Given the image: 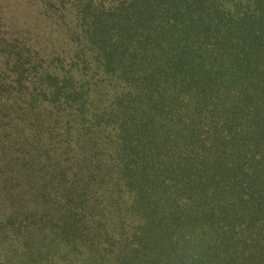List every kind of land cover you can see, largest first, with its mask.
<instances>
[{"label": "rangeland", "instance_id": "1", "mask_svg": "<svg viewBox=\"0 0 264 264\" xmlns=\"http://www.w3.org/2000/svg\"><path fill=\"white\" fill-rule=\"evenodd\" d=\"M172 18L188 40L176 35L169 42L160 33ZM168 43L170 51L161 52ZM180 43L188 53L168 75L165 60ZM223 49L233 63L238 58L237 69L226 68L231 59ZM195 61L225 83L192 72ZM229 106L240 107L235 119ZM189 115L209 139L234 136L229 148L243 146L231 156L235 167L242 165L260 192L239 207L247 213L240 225L221 223L227 235L235 233L228 256L237 264L240 232L264 245V0H0V264L39 262L22 250L24 231L36 220L29 210L52 201L60 210L86 208L75 240L90 227L107 230L105 252L140 248L145 210L126 169L143 154L138 130ZM154 138L157 161L171 166L164 137ZM174 178L156 184L154 194ZM229 200L241 202L237 195ZM64 248L41 264H80ZM253 250L252 263L260 264L264 252Z\"/></svg>", "mask_w": 264, "mask_h": 264}, {"label": "trees", "instance_id": "2", "mask_svg": "<svg viewBox=\"0 0 264 264\" xmlns=\"http://www.w3.org/2000/svg\"><path fill=\"white\" fill-rule=\"evenodd\" d=\"M176 5L178 9L181 8L180 4ZM160 33H163L167 41L174 39L176 35L179 37L177 40L184 38L180 41L189 38L186 27H182L175 18L166 21ZM170 49L168 43V48L161 49V52L168 53ZM223 52L230 54L224 49ZM187 53V45H181V43L175 47L174 51H171L168 60H165L168 63L166 67L169 71L168 75L174 74L172 68L180 66L183 55ZM234 56L233 54L232 57ZM230 59L231 64L226 68L237 69L238 66L235 63L238 64V58H234L235 63L231 56ZM239 59L242 60L241 56ZM203 64L201 61L199 64L195 61L189 69L192 72L194 70L198 72V75L205 80L212 78L213 84L225 83L221 74H212L210 70L205 71ZM211 93L209 89L205 92V94ZM200 102H203L202 99ZM213 108L219 111L218 108ZM225 111L235 119L240 112V107L229 106ZM197 119L199 118L189 115L186 121L162 120L166 123L162 122L158 125L157 121L155 130L154 125L151 128L138 130L137 135L143 140L140 141L143 154L136 153L135 160L126 165V169L135 177V180L129 182L131 190L134 191L135 203L140 204L145 210L142 224L144 241L138 244L140 248H131L127 253H120L122 255L105 252L102 244L106 245L107 235H109L107 230H95L90 227L87 229V234L82 232L75 240L74 232L84 230L78 224H82L80 215H88L86 208L66 207L65 210H60L58 202L52 201L43 211L29 210L36 220L31 222L24 231L25 242L22 249L24 253L29 257L39 258V262L35 260L36 264H41L44 258H48L53 250H58L56 248L62 245L74 257L73 260H80V264H233L231 260L234 262L235 260L228 254L235 233L232 236L227 235L221 223L233 228L240 225V221L247 213L239 207H247V204L254 202L252 198L254 200L256 197L260 198V192L248 183L252 176L246 174L242 176L244 168L242 165L236 168L231 158L232 155H239L243 146L229 148L233 145L231 138L234 137L230 134L227 137L214 133L209 139L210 135L204 136V128L200 123L194 124ZM188 120L194 122H187ZM152 121L154 119L150 120ZM167 122H170L171 126ZM215 131L220 132L216 128ZM186 133L187 136L184 138ZM154 134L164 137L161 141L170 149L171 166L159 163L162 154L158 155L154 151ZM166 137L167 142H165ZM186 138L190 141L182 142ZM227 150L230 151L229 155ZM262 161L263 159L261 163ZM130 167H134L132 172ZM169 168H171V175H164ZM230 169L233 170L234 175L228 178L226 173ZM173 178L176 183L154 194L156 184L163 186L168 179L173 180ZM229 195L240 196V201L245 204L237 201L238 206L235 200H229ZM1 223L6 221L2 220ZM242 233L243 231L240 232L237 247L239 250L235 251L237 255H234L240 260L237 264H255L252 263L255 259L253 248H259L261 252H264V245L253 242V247L248 237L243 236ZM81 250L83 255H79ZM14 252H10L9 258L14 257ZM23 258L20 264H35L32 260ZM260 260L263 261L260 264L264 263V258L261 257ZM10 263L8 260L7 264Z\"/></svg>", "mask_w": 264, "mask_h": 264}]
</instances>
